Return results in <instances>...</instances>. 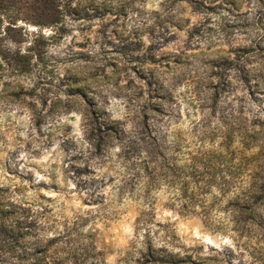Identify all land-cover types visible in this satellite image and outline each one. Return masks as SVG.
Masks as SVG:
<instances>
[{"label":"rangeland","instance_id":"rangeland-1","mask_svg":"<svg viewBox=\"0 0 264 264\" xmlns=\"http://www.w3.org/2000/svg\"><path fill=\"white\" fill-rule=\"evenodd\" d=\"M97 1L12 14L29 69L0 71V186L19 219L62 264H264V0Z\"/></svg>","mask_w":264,"mask_h":264},{"label":"trees","instance_id":"trees-1","mask_svg":"<svg viewBox=\"0 0 264 264\" xmlns=\"http://www.w3.org/2000/svg\"><path fill=\"white\" fill-rule=\"evenodd\" d=\"M76 1L77 4L73 6L72 0H0V18L3 16L8 22L4 29L0 28V71L10 70L14 73H22L29 69V60L26 58L28 55L21 54L19 49L13 50L7 42L10 30L16 28L14 25L18 13L12 15L15 11L18 12L19 8L26 6L37 11V19L32 21L35 25H57L60 20L57 11L62 13L57 9L61 6L78 16L80 10H94L102 5V1L97 0ZM58 29L64 30L62 26ZM260 48V39L251 41L247 47L243 48L244 56L247 58L249 52ZM256 75L264 76V66L258 69ZM249 77L248 69L244 78ZM262 117L264 114H259V118ZM262 125H264L263 118ZM263 186L261 187L264 190ZM24 222L26 221H21L16 214V205L9 199L6 189L0 186V264H62V258L57 254V249L37 237L35 231L29 225L23 224Z\"/></svg>","mask_w":264,"mask_h":264}]
</instances>
